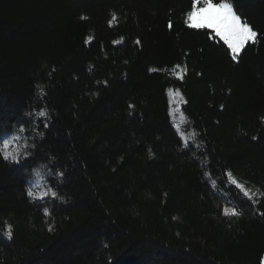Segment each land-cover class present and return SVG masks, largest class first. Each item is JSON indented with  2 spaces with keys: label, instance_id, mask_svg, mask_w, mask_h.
Returning <instances> with one entry per match:
<instances>
[{
  "label": "trees",
  "instance_id": "16d2710c",
  "mask_svg": "<svg viewBox=\"0 0 264 264\" xmlns=\"http://www.w3.org/2000/svg\"><path fill=\"white\" fill-rule=\"evenodd\" d=\"M192 2L0 0V264H264V0L238 62Z\"/></svg>",
  "mask_w": 264,
  "mask_h": 264
},
{
  "label": "snow or ice",
  "instance_id": "6c2138e0",
  "mask_svg": "<svg viewBox=\"0 0 264 264\" xmlns=\"http://www.w3.org/2000/svg\"><path fill=\"white\" fill-rule=\"evenodd\" d=\"M81 19H88L86 16H82ZM117 16L115 13L112 14L111 19L108 21L110 27L116 24ZM246 18L242 19V14H238L235 10L233 3L231 0H193L192 2V10L187 13L186 16V24L191 29H204L208 31V38L209 39H218L221 41L226 49L228 50L229 54L233 61L238 62V54L245 49V47L249 43H256L258 36L260 35L249 23L245 22ZM168 27L171 29L172 23L169 22ZM92 37L88 38V42L90 43ZM114 44L119 45L123 43V38L116 39L113 41ZM136 45H140L141 41L139 39L135 40ZM91 70V69H89ZM151 73H157L158 71H167V69H158L156 67H152L149 69ZM187 71V66H182L181 64H176L172 69L173 75L179 80L183 81L185 74ZM107 82L105 81V85ZM39 93L43 94L44 89L39 87ZM167 95L170 98L169 103L170 105L179 106L181 103L186 104L187 101L184 99V96L181 94L180 89L168 87L166 89ZM134 105H129V108H133ZM175 109L170 112V115L174 114ZM38 117H46L47 110L41 109L37 113ZM185 117L181 115L180 120L183 122ZM47 124H43V128H47ZM176 132L178 133L181 140L184 141V147L188 148L189 145L187 141L189 139H195L196 133H193L191 137L185 136L184 132L180 130V125H175ZM41 135L43 133L41 132ZM252 139H257V137H252ZM11 141H5L3 145V149H7L10 145ZM34 147V145H33ZM0 149V151H3ZM5 160L11 159L15 161L17 164H21L20 160L18 159L17 155H14L11 152H4ZM43 167V166H42ZM63 175V173H60ZM231 176V173H228ZM235 183V181H233ZM239 187V185H237ZM31 197L39 198L41 200L47 198L49 196V191H41V192H34L31 189L28 190L27 193ZM247 195V193H245ZM51 196L55 198L57 196L56 191H51ZM225 216H236L238 217L241 213L236 211L233 208L225 207L223 209ZM260 215L264 216V212L259 213ZM45 215H48L47 209H45ZM51 231V228H49ZM7 236L9 238L12 237V227L11 225L7 226ZM107 247V245H105Z\"/></svg>",
  "mask_w": 264,
  "mask_h": 264
},
{
  "label": "rangeland",
  "instance_id": "374dc122",
  "mask_svg": "<svg viewBox=\"0 0 264 264\" xmlns=\"http://www.w3.org/2000/svg\"><path fill=\"white\" fill-rule=\"evenodd\" d=\"M242 52V51H241ZM240 52V53H241ZM239 53V54H240ZM238 54V55H239ZM182 104V103H181ZM181 104L179 105V106H176V105H171V111L173 110V109H175V111H174V114L172 115V118L174 119V121H175V123L176 124H179V125H181L183 122H181V120H180V117H181V115H183L182 114V112H181Z\"/></svg>",
  "mask_w": 264,
  "mask_h": 264
},
{
  "label": "clouds",
  "instance_id": "9594fccd",
  "mask_svg": "<svg viewBox=\"0 0 264 264\" xmlns=\"http://www.w3.org/2000/svg\"><path fill=\"white\" fill-rule=\"evenodd\" d=\"M14 155H17V153H13Z\"/></svg>",
  "mask_w": 264,
  "mask_h": 264
}]
</instances>
